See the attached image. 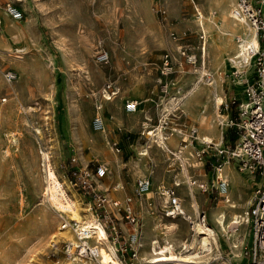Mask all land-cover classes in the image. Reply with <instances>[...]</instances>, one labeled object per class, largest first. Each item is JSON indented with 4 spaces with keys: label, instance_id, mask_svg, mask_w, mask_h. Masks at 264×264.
Masks as SVG:
<instances>
[{
    "label": "rangeland",
    "instance_id": "1",
    "mask_svg": "<svg viewBox=\"0 0 264 264\" xmlns=\"http://www.w3.org/2000/svg\"><path fill=\"white\" fill-rule=\"evenodd\" d=\"M208 2L0 0V264H62L72 255L67 251L68 241H61L60 230L68 231L77 240L76 233L70 227L60 229L66 220L44 194V154L50 156V164L66 181L70 195L78 198L82 216L95 215L109 229L115 224L120 242L133 231V225L120 209L127 197H131L140 216L141 234L148 227L163 241L162 224L178 222L180 227L168 235L176 242L174 258L183 256L182 242L191 239L195 227H191L190 218L165 214L167 189L181 198L188 213L191 180L205 182L206 190L191 185L199 201L198 212L192 219L205 211L209 224L215 227L213 211L226 201L214 187V165L222 161L224 167L228 162L236 172L232 180L238 176L233 192L241 191L240 200L248 198L243 207L250 210L255 190L264 184V170L250 167V162L244 165L226 150L219 156L207 153L199 158L195 152L201 139L191 137V129L200 126L196 114L184 112L180 105L165 111L166 116L162 114L164 104L170 103L167 98L179 95L180 87L184 93L199 80L203 39L195 4ZM10 3L23 11L22 18H13L6 12ZM204 8L207 13V7ZM183 48L185 54L181 52ZM215 50L207 42L206 68L217 75L224 100L217 111L224 122L216 113L208 116L213 117L222 134L214 137V142L231 150L243 133L239 103L246 98L247 75L234 73L239 66L227 62L218 67L214 63ZM102 51L109 53L107 61L99 59ZM167 52L173 56V68L164 74L163 57ZM9 69L17 73L12 82L5 78ZM108 82L117 92L112 98H107ZM166 82L168 87L164 90ZM207 83L202 79L199 86ZM201 89L199 101L194 104L207 110L210 105L201 101L207 98ZM129 98L139 100L137 111L125 110L124 103ZM98 118L103 119L105 131L96 127ZM160 123L165 136L175 137L170 144L172 150L147 143L146 128ZM100 164L108 167L102 177L96 174ZM143 177L151 179V186L138 194V180ZM83 179H88L94 190L84 186ZM176 180L181 182L180 186L175 184ZM95 193L110 201L109 218L96 205ZM117 218L125 222L126 230H121ZM246 228L249 233L241 254H235L229 243L222 241L220 249L226 264L248 263L244 251L251 244V224ZM52 240L57 245H51ZM109 240L115 248L119 247L118 240ZM140 240L143 242L142 237ZM140 248L135 257L127 252L123 256L117 253L124 264H192L177 259L145 263L140 260ZM203 264L219 262L210 258Z\"/></svg>",
    "mask_w": 264,
    "mask_h": 264
},
{
    "label": "bare ground",
    "instance_id": "2",
    "mask_svg": "<svg viewBox=\"0 0 264 264\" xmlns=\"http://www.w3.org/2000/svg\"><path fill=\"white\" fill-rule=\"evenodd\" d=\"M234 5L235 0H209L207 4H195V9L197 10L198 17L197 20L198 23H200L199 28L202 32L201 37L202 39L204 37L201 45L203 57L201 74L199 75V80L197 82H194L191 88L187 89L183 93L181 90L182 88L180 87L178 91L179 95L170 96L169 98H167L170 103L166 102L164 104V111L162 113L163 116L167 115L165 111L177 105H180L178 107H181L184 112H191L193 110H190L191 107L189 106H191V103L199 101L200 93L198 92V89L199 87L202 88L201 90L205 92L204 94L207 95L205 103L207 105L209 104L210 108H208L207 110H200V106H198L195 111H193V113L196 114V120H198L200 123V126L197 127V131L198 138L201 140L207 139L209 141H214V137H221L222 135L216 129L213 123V117L208 116L209 113H216V116L219 117L220 121L224 122L219 112L217 111L220 102H223V97L221 96V93L219 91L220 88L218 78L215 72L212 73V71L210 72L206 68L208 54L207 42H209V44L216 49L214 63L218 67L224 66L227 62L231 66H239V69H241L240 67L243 66L245 57L239 58L240 47L238 42L235 40V37L237 38V36H240L243 37L246 41H250L255 45L258 44L255 28L246 20L235 16L233 11ZM202 7H207V13L203 12ZM202 79L207 81L208 85H205L203 87L199 86ZM107 98H112V96H107ZM244 103L246 104V106H250V102L246 98L244 99ZM144 123L147 124V122ZM96 127L98 129H101L102 131H105L102 118H98ZM36 130L41 131L39 128ZM146 133L148 134V144L152 145L157 143L158 146H160L162 149L172 150L170 144L174 141L175 137L165 136V134L163 133L162 123L154 125V128H146ZM181 148H183V146H181ZM146 150L148 151V148ZM178 152H176V154H178L179 157H182L183 154ZM144 153H146V151H144ZM44 155V158L49 156L47 154ZM44 169V178L46 177L47 181L46 190L44 192L45 197L50 202V204L55 207V209H58L61 212L60 215L65 218L66 222H68L67 225L70 226V229L74 231V233H76V230L80 229L81 227L95 228L96 230L95 234L92 235L91 238L87 239V241L98 246V256L92 259L84 258L73 253L72 255H69L66 262L64 260L62 264H124L118 256L117 248H115V246L110 242L106 230L100 224L96 216H88L85 218L84 215L82 216L81 211L78 207V198L75 199L73 197L74 195H70L71 192L69 193V186L65 184L66 181L64 182L60 179L59 173L57 172L55 167L50 164V159L49 161H45ZM182 169L184 172L186 171L185 166H183ZM234 172V168L227 162V164H225L221 170L217 171L214 178V184L217 186H219L220 179L226 182V189L221 190L226 203L223 205V209L213 211L215 227L206 225L203 226L201 224L196 225L195 232L192 234L191 239L189 241L184 240L182 242L183 256L180 258L173 257L176 252V242L170 240L168 236L169 231L172 232L173 229L180 227V224L178 222L170 220L162 224L161 229L163 230V241L160 240L161 238L158 239L154 235L152 236L151 234L155 233H149V230H147V228L145 227L143 233L141 234L143 242H140V260H144L145 263H156L168 262L170 260L177 259L192 264H203L208 261V259L213 258L218 259L219 264H226V260L222 255L220 249V245L223 240H226L229 243L235 254H241V246L246 242L248 238L249 232L246 230V227L250 222V216L248 215L249 211L247 207H243V205L247 203L246 200L248 198L245 201L240 200L243 197L241 191H238L237 193L233 192L235 183L232 180V174H234ZM175 184L180 186L181 182L176 180ZM154 185L155 183L152 187H154ZM191 185L192 180L190 182L188 191L190 197L188 203L189 210H191V212L186 213L185 217L183 216V218L192 219V215L197 214L198 212L199 201L194 194L193 187H191ZM165 193L167 194L166 191L164 192V194ZM67 214L71 215L72 217L67 219ZM62 227H60V229ZM60 231L62 234V240L60 239L61 241H70L72 243L78 242V240L74 239V237L71 236L68 231ZM53 236L56 237L59 235L54 234ZM39 239L40 238L38 237V240ZM92 240H94V242H92ZM144 242L147 243V246L144 244ZM249 261L250 259L248 258V263L246 264H250ZM260 264H264V261Z\"/></svg>",
    "mask_w": 264,
    "mask_h": 264
},
{
    "label": "built area",
    "instance_id": "3",
    "mask_svg": "<svg viewBox=\"0 0 264 264\" xmlns=\"http://www.w3.org/2000/svg\"><path fill=\"white\" fill-rule=\"evenodd\" d=\"M5 9L13 18L19 19L23 17V11L13 3L6 5ZM233 11L236 17L246 20L255 28L258 39V44L255 45L250 41H246L243 37L237 36L236 38L240 47L239 58L245 57V61L241 69H234V73L247 75L246 80L244 81V93L246 99L250 102V106H246L244 100H241L239 103V108L243 115V133L239 143L235 147H232L231 150L225 149L217 142L203 139L201 140V146L196 149L195 155L199 158H203L207 153H213L219 156L226 150L229 152L230 156L237 158L239 162H242L244 165L250 162V167L261 168L264 170V0H235ZM181 52L182 54H185L186 49L183 48ZM172 58L173 56L170 52L164 54V74H168L172 71ZM99 59L101 61H107L109 59V53L105 51L100 52ZM188 60L192 61L190 57ZM5 78L7 81L12 82L17 78V73L14 70L9 69L5 72ZM162 87L166 90L168 82L164 83ZM106 90L109 93V97L116 94L115 89L110 82L107 83ZM138 107L139 100L134 98H129L124 103V108L128 112L137 111ZM191 137L197 140L199 139L198 131L194 127L191 129ZM45 159L46 161H49V156ZM214 167L216 172L221 170L223 162L217 161ZM107 170L108 167L100 164L96 168V174L97 176L102 177L107 173ZM83 182L84 186L94 190V187L88 179H83ZM192 184L202 190L208 188L205 182L192 180ZM150 186L151 179L149 177L139 178L137 193L142 194L146 192ZM214 187L220 191L225 190L226 182L220 179L219 186L214 185ZM166 192L169 196V200L164 208L165 214L170 217L185 216L186 209L183 206L181 198L176 195L172 189H167ZM94 195L96 205L103 210L105 218H109L107 204H110V201L100 193H95ZM131 200V197H127L125 204L120 207V209L124 211L128 221L133 225V231L129 233V236L126 237L125 241L120 242L119 233L115 224L110 225L111 227L109 229L104 220L99 222L111 239L119 241L117 252L121 253V256H123L124 252H127L135 257L138 255V249L140 246L141 232L139 228L141 221ZM249 216V223L252 227V240L251 244L245 249L244 255L249 257L250 264H260L264 261V184L260 185L255 190V199L249 210ZM189 222L192 228L199 224L203 226H211L207 220L205 211L199 212L196 220L190 218ZM67 224L68 222L66 221L62 222V228L70 227ZM95 231V228L89 227H81L80 229H77L76 236L78 242H68V253H76L84 258H96L98 256V246L87 241V239L95 234ZM51 245L55 246L57 243L52 240Z\"/></svg>",
    "mask_w": 264,
    "mask_h": 264
},
{
    "label": "crops",
    "instance_id": "4",
    "mask_svg": "<svg viewBox=\"0 0 264 264\" xmlns=\"http://www.w3.org/2000/svg\"><path fill=\"white\" fill-rule=\"evenodd\" d=\"M199 96H200V94H199ZM202 102H204L205 101V98L203 99V100H201ZM224 101V100H223ZM195 102H197V101H195ZM201 103V102H200ZM222 103H224V102H222ZM221 102H220V104H222ZM196 104V103H195ZM194 103H191L190 105L191 106H189V107H191L190 108V110H193V111H195V109L198 107V106H196ZM233 181H234V183H236L237 181H238V176H235V177H233ZM102 187H104V186H102ZM118 195H121V192H119L118 193ZM251 202V201H250ZM247 204V203H246ZM245 204V205H246ZM221 209H223V206L221 207V208H219V209H215V210H221ZM248 211H249V209H248ZM249 215V214H248ZM117 222V224L120 226V228H121V230H126L128 227L126 226V224H125V222L124 221H120V219L119 218H117V220H116ZM147 230H149V228L147 227ZM153 232V231H152ZM149 233H150V231H149ZM154 234L152 233V236H153ZM251 237H252V234H251ZM246 258V257H245ZM247 260H248V258H246Z\"/></svg>",
    "mask_w": 264,
    "mask_h": 264
}]
</instances>
